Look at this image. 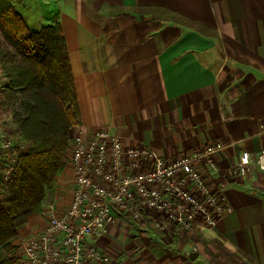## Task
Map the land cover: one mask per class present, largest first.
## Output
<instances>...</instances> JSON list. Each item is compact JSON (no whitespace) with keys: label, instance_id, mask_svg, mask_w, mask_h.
<instances>
[{"label":"crops","instance_id":"0c3cea01","mask_svg":"<svg viewBox=\"0 0 264 264\" xmlns=\"http://www.w3.org/2000/svg\"><path fill=\"white\" fill-rule=\"evenodd\" d=\"M50 4L55 10L49 24H60L65 37L80 113L77 126L84 133L105 128L124 145L149 148L165 160L218 143L209 153L215 169L203 158L197 165L210 185L227 182L225 195L233 206L215 225L181 237L116 217L96 244L120 257L134 255L122 257L130 264H234L231 257L236 264L245 258L264 264V170L253 161L264 153V0ZM134 6L165 8L192 23L140 20L130 11ZM243 151L252 159L240 176L235 163ZM70 175L63 162L52 199L44 198L42 205L67 202L60 190ZM42 221L39 212L30 215L18 236L38 230ZM129 222L126 242L122 231ZM194 248L196 256L189 258Z\"/></svg>","mask_w":264,"mask_h":264},{"label":"built area","instance_id":"2783aa9c","mask_svg":"<svg viewBox=\"0 0 264 264\" xmlns=\"http://www.w3.org/2000/svg\"><path fill=\"white\" fill-rule=\"evenodd\" d=\"M30 147L21 135L5 138L0 148V199L2 186L12 177L18 155ZM209 147L165 160L149 148L124 145L105 128L84 133L70 128L63 162L71 175L65 188L66 203L42 205V226L15 241L14 264H130L101 249L95 240L116 217L130 219L142 229L183 236L194 226L210 227L233 212L225 191L227 182L210 185L198 167L203 158L214 170ZM250 155L243 151L235 172L246 175ZM253 161L264 170V153Z\"/></svg>","mask_w":264,"mask_h":264},{"label":"trees","instance_id":"16d2710c","mask_svg":"<svg viewBox=\"0 0 264 264\" xmlns=\"http://www.w3.org/2000/svg\"><path fill=\"white\" fill-rule=\"evenodd\" d=\"M118 10L122 9L110 11ZM130 11L140 20L192 23L161 7L134 6ZM0 32L13 67L12 81L3 93L17 99L13 88L19 87L20 113L14 115L20 135L30 142L18 155L12 177L3 187L6 195L0 199V264H14L18 228L41 210L63 163L70 128L80 124V113L60 24L31 29L10 0H0Z\"/></svg>","mask_w":264,"mask_h":264},{"label":"rangeland","instance_id":"374dc122","mask_svg":"<svg viewBox=\"0 0 264 264\" xmlns=\"http://www.w3.org/2000/svg\"><path fill=\"white\" fill-rule=\"evenodd\" d=\"M51 1L52 0H10L16 11L22 15L23 19L31 29H38L40 26L44 24H49L52 14L55 10L52 4L49 5V2ZM6 52H7V46L0 32V148H1V143L5 138L14 139L16 136L20 135L19 128L17 126L16 118L14 115L15 112L20 113L18 107L19 87L13 88L15 95L18 96L17 99H12L9 95L7 96L3 93L7 88V85H9L10 81H12L11 74L13 71L12 62L11 60L8 59L10 55L7 56L8 54H6ZM203 152L204 151L200 153ZM201 160L202 158L199 159V161ZM46 197L45 198L47 200L52 199L51 198L52 194L50 191L47 192ZM120 218L122 220L124 219L121 216ZM130 227L131 224L129 222L127 223L126 228H124L122 231V236H124L123 238H127L126 242L130 241L131 239V237H129ZM201 227L205 228L204 226ZM120 228L122 229V227ZM197 228H199V226L197 227L194 226L190 230H187L185 234L194 232L195 230H197ZM173 236L174 235H172V237ZM192 251H196L195 248ZM129 254H135V251L131 253L129 252ZM120 255H122V257L125 259L126 258L129 259V257L130 258L134 257V255L131 256L124 255V253L122 254L120 253ZM219 259L225 261L226 256L222 255L219 257ZM237 264H249V261L245 258V259H241Z\"/></svg>","mask_w":264,"mask_h":264},{"label":"water","instance_id":"95a60500","mask_svg":"<svg viewBox=\"0 0 264 264\" xmlns=\"http://www.w3.org/2000/svg\"><path fill=\"white\" fill-rule=\"evenodd\" d=\"M196 251H189V252H187V256L189 257V258H194L195 256H196Z\"/></svg>","mask_w":264,"mask_h":264}]
</instances>
